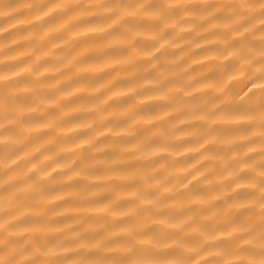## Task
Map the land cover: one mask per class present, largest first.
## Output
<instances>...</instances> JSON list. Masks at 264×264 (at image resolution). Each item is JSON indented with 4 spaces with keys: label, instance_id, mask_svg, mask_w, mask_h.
Returning <instances> with one entry per match:
<instances>
[{
    "label": "clouds",
    "instance_id": "clouds-1",
    "mask_svg": "<svg viewBox=\"0 0 264 264\" xmlns=\"http://www.w3.org/2000/svg\"><path fill=\"white\" fill-rule=\"evenodd\" d=\"M0 264H264V0H0Z\"/></svg>",
    "mask_w": 264,
    "mask_h": 264
}]
</instances>
